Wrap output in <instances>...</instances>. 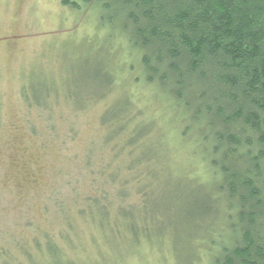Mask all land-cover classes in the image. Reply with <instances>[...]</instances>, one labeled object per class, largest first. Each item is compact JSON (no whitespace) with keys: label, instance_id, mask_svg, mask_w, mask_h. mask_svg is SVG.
I'll use <instances>...</instances> for the list:
<instances>
[{"label":"trees","instance_id":"trees-1","mask_svg":"<svg viewBox=\"0 0 264 264\" xmlns=\"http://www.w3.org/2000/svg\"><path fill=\"white\" fill-rule=\"evenodd\" d=\"M63 4L94 14L107 40L127 46L129 56L137 57L144 84L157 87L162 95L167 106L163 116L170 121L167 128L144 120V113L126 96L104 112V137L97 155L91 152L86 159L88 189L82 194L80 182L68 183L76 197L77 217L116 232L120 219L129 218L132 191L136 189L144 207L148 205L164 163L176 166L169 137L170 127H176L174 140L192 157L188 167L178 166L196 194L193 205L199 217L221 218L210 233L216 251L212 264H264V0H63ZM130 69L135 70L132 63ZM103 73L108 88L102 95L91 94L85 101L70 93L67 97L76 106L104 99L116 78L109 66ZM98 77L99 72L94 79ZM22 93L30 106L46 107L50 97L40 102L33 93ZM49 132L59 136L54 127ZM157 147L169 156L157 155ZM42 150L49 151L47 143H42ZM64 202L52 204L69 233L75 229V217ZM50 206L43 207L45 217ZM140 218L144 220V215ZM26 224L37 234L34 249L45 247L52 259H60L50 233L36 229L32 220ZM17 240V248L31 257L29 243Z\"/></svg>","mask_w":264,"mask_h":264},{"label":"rangeland","instance_id":"rangeland-1","mask_svg":"<svg viewBox=\"0 0 264 264\" xmlns=\"http://www.w3.org/2000/svg\"><path fill=\"white\" fill-rule=\"evenodd\" d=\"M105 36L94 14L75 12L63 0H0V264H212L216 251L210 233L221 218L199 217L193 205L196 194L178 166L188 167L192 157L174 140L176 127L169 129L176 166L164 163L148 205L144 207L142 195L132 191L129 218L120 219L116 232L75 214L76 197L68 183L80 182L82 194L88 189L86 159L91 152L97 155L106 110L126 96L144 113V120L167 128L170 122L163 116L167 106L157 87L142 81L137 57L129 56L120 40L119 45ZM107 66L116 78L108 95L76 106L69 93L85 101L107 90ZM22 91L40 102L50 95L47 106H30ZM49 127L59 136L48 133ZM158 137L164 143V135ZM44 142L48 152L42 150ZM154 150L169 156L159 147ZM62 200L75 217V229L69 233L52 204ZM46 205H51L47 217ZM28 219L36 229L50 233L62 259H52L45 247L34 249L36 233L26 228ZM221 223L225 228L224 220ZM15 239L29 243L31 257L17 248Z\"/></svg>","mask_w":264,"mask_h":264}]
</instances>
